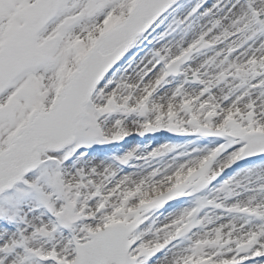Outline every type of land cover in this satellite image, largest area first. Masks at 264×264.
Returning <instances> with one entry per match:
<instances>
[{"label":"snow or ice","instance_id":"obj_1","mask_svg":"<svg viewBox=\"0 0 264 264\" xmlns=\"http://www.w3.org/2000/svg\"><path fill=\"white\" fill-rule=\"evenodd\" d=\"M0 264H264V0H0Z\"/></svg>","mask_w":264,"mask_h":264},{"label":"rangeland","instance_id":"obj_2","mask_svg":"<svg viewBox=\"0 0 264 264\" xmlns=\"http://www.w3.org/2000/svg\"><path fill=\"white\" fill-rule=\"evenodd\" d=\"M141 138L137 137L135 142H139Z\"/></svg>","mask_w":264,"mask_h":264}]
</instances>
